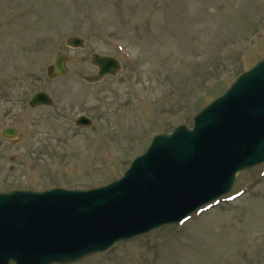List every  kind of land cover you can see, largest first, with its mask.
<instances>
[{
  "label": "rangeland",
  "instance_id": "rangeland-1",
  "mask_svg": "<svg viewBox=\"0 0 264 264\" xmlns=\"http://www.w3.org/2000/svg\"><path fill=\"white\" fill-rule=\"evenodd\" d=\"M82 35L83 48L65 37ZM68 71L47 75L53 55ZM121 68L97 82L93 53ZM264 56V0H0V191L83 188L119 177L152 136L193 115ZM45 90L53 105L30 107ZM93 123L79 127L75 118ZM12 158V159H11ZM182 225L69 264H264V164ZM229 194V195H230Z\"/></svg>",
  "mask_w": 264,
  "mask_h": 264
},
{
  "label": "water",
  "instance_id": "water-1",
  "mask_svg": "<svg viewBox=\"0 0 264 264\" xmlns=\"http://www.w3.org/2000/svg\"><path fill=\"white\" fill-rule=\"evenodd\" d=\"M66 43L81 45V39ZM65 58L56 55L54 74L65 71ZM93 62L101 66L98 75L117 67L111 58L96 56ZM40 102L51 100L40 92L30 104ZM193 122V129L180 125L171 134L156 135L124 175L106 185L0 192V264L76 260L181 220L227 192L237 171L264 161V58ZM15 133L11 127L3 130Z\"/></svg>",
  "mask_w": 264,
  "mask_h": 264
}]
</instances>
